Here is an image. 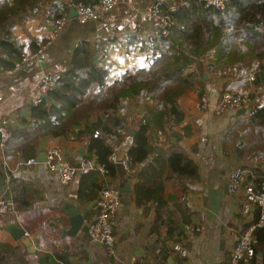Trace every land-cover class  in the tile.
<instances>
[{
  "label": "crops",
  "instance_id": "obj_1",
  "mask_svg": "<svg viewBox=\"0 0 264 264\" xmlns=\"http://www.w3.org/2000/svg\"><path fill=\"white\" fill-rule=\"evenodd\" d=\"M157 1L126 0L83 23L73 18L53 38V29L44 12L16 22L12 33L23 64L13 75L0 73V120L8 121L7 129L21 126L22 120L30 119L29 104L44 96L38 89L42 73H63L69 66L74 48L82 40L91 44V59L107 71L109 81L144 66L149 55L144 48L149 47L157 23L150 9ZM2 45L0 71L13 63L12 57L17 53L14 44ZM209 61L206 57L204 65ZM257 63L258 60L245 49L235 53L232 62H220L212 72H205L201 100L205 99L208 104L200 102L195 90L180 95L177 103L184 113L182 123L172 126L160 140L150 133L153 151L146 161L129 170L116 164L112 177L94 166L93 154L92 159L86 158L85 142L72 140L70 135L41 138L33 157L37 159L52 147L60 148L68 164L75 169L74 178L67 183L61 182L59 174L51 171L44 162L35 160L32 164H22L15 154L4 153V144L0 146V163L6 170L4 180L23 184L30 202L25 211L18 213L13 206L9 212L0 215V264H20L19 256L14 252L23 254V251L26 252L25 264H132L136 260L146 264H227L235 236L253 223L254 210L250 205L246 212L242 211L244 185L232 187L230 175L240 167L250 170L256 166L264 167V126L251 115L254 106L264 105V85L254 88L251 82ZM226 88L249 93L250 105L244 107L243 112L228 108L220 114L215 113L220 92ZM144 110L143 100L130 99L122 112L131 117L141 115ZM183 126L191 128V133L179 138ZM134 132V126L129 125L122 140L113 143L117 158L127 152ZM176 139L178 146L198 166L199 178L181 194L182 183L177 179L165 180L163 174L161 194L167 199L164 213L176 217L185 237L175 243L162 226V242L158 244L153 229L157 203L150 200L136 205L134 186L139 170L147 161L163 152L165 146L173 147ZM126 183L130 184L129 190L120 191L121 206L113 216L117 258H110L101 244L92 242L88 232L63 234L62 230L69 228L62 208L64 202L73 199L88 224L94 216L93 202L100 189L110 185L119 190ZM80 184L84 186V201L77 198ZM6 187L8 185L4 187L3 179H0V195ZM6 195L11 199L10 189ZM182 209L189 213V224L184 225L178 219ZM11 223L24 230L31 240L32 250L22 238L14 239L6 230ZM165 236L167 240H164ZM169 242L175 244L174 248ZM165 255L167 257L163 259ZM259 258L258 255L253 264H261ZM239 264H250L249 259Z\"/></svg>",
  "mask_w": 264,
  "mask_h": 264
},
{
  "label": "trees",
  "instance_id": "obj_2",
  "mask_svg": "<svg viewBox=\"0 0 264 264\" xmlns=\"http://www.w3.org/2000/svg\"><path fill=\"white\" fill-rule=\"evenodd\" d=\"M101 1L0 0V53L4 51L3 43L16 44L11 32L16 18L26 20L43 8L47 11L46 18L55 24L68 14L71 6L78 8ZM161 7L170 8L171 24L165 34H155L149 47L144 48L149 51L144 66L109 81L107 71L91 59V44L80 41L71 54L68 68L56 81L55 89L47 93L48 98L41 97L30 103V119L8 129L4 153L15 154L25 164L36 156L41 138L70 135L72 140L85 142L86 158L92 159L93 154L94 166H103L107 176L112 177L117 166L110 159L114 153L113 143L122 140L129 125L134 126L135 132L126 154L129 169H134L153 151L150 133L160 140L172 126L182 123L184 113L177 103L178 97L189 90H195L198 97H202L204 73L212 72L220 62H232L238 51L246 49L258 60L251 82L254 88L264 85V0H224L223 8L205 6L200 0H167ZM15 48L13 62H19L22 55L18 46ZM206 57L210 61L204 65ZM130 99L144 101L145 110L141 115L127 117V113L122 112ZM251 115L264 126V105L256 107ZM181 131L179 138L188 136L191 128L183 126ZM178 139L173 147L165 146L163 152L147 161L139 170L134 186L136 205L150 200L157 203L153 229L158 244L162 242V226L175 243L185 237L176 217L164 213L167 199L161 194L163 174L165 180L177 179L182 183L181 194L199 178L198 166L178 146ZM250 171L248 180L258 192L264 181V167L256 166ZM5 175L6 170L0 163V179L3 186L8 185L10 189L14 208L18 213L25 211L30 205L28 191L16 180H4ZM85 197L84 186L80 184L77 198L84 201ZM93 212L95 214L94 209ZM259 217V209L254 206L252 224ZM178 219L184 225L189 224V213L182 209ZM252 234L254 256L249 263L253 264L261 254L259 259L264 264V220ZM14 254L19 256L20 264L26 263L25 251Z\"/></svg>",
  "mask_w": 264,
  "mask_h": 264
},
{
  "label": "built area",
  "instance_id": "obj_3",
  "mask_svg": "<svg viewBox=\"0 0 264 264\" xmlns=\"http://www.w3.org/2000/svg\"><path fill=\"white\" fill-rule=\"evenodd\" d=\"M126 0H102L99 3L80 6L76 8V15L74 18L83 23L96 17L100 12L106 11L116 4L123 3ZM205 6H214L217 8H223L224 0H200ZM162 0L153 4L150 9V13L157 19V23L154 27L155 34H165L168 31V27L171 24V19L168 14L170 8L163 9L161 7ZM69 22L67 17H64V23H58V31L61 32ZM64 27V28H63ZM97 38V37H95ZM23 64V58L19 62H14L13 67L7 71V74H14ZM61 77V73L57 71H44L39 83V91L41 94L46 95L48 92L55 88L56 81ZM202 103H205V99H202ZM251 98L249 93H238L230 88H226L220 92L219 99L215 105V113L220 114L225 109H241L249 106ZM255 110V106L251 109ZM6 119L0 120V146H3L6 138L8 137V129L6 127ZM45 164L51 171H55L59 174L60 180L63 183L71 181L75 176V169L68 164L65 159L63 151L58 147H52L45 152ZM110 159L121 165L125 170H129V160L126 153L121 158H117L113 153ZM35 158H30L27 164L35 163ZM98 170L105 173L106 170L103 166H99ZM250 169H236L230 175V184L232 187L236 185H244V204L242 205V211L246 212L250 205L256 206L259 209V220L250 225L244 232L235 236V245L230 254V260L227 264H239L244 259H251L254 256L253 250V230L255 227L262 226L264 220V181L262 183L260 191L256 192L253 188L252 181L246 180L250 176ZM8 187L0 195V215H4L13 208L10 197H8ZM121 206L120 191L110 185L102 187L98 193L97 198L93 202V209L95 214L92 220L89 222L88 234L90 240L95 243L101 244L110 258H117V248L113 233V216ZM15 213V212H14ZM25 235H27L25 233ZM132 264H146L142 260H136ZM223 264V263H221Z\"/></svg>",
  "mask_w": 264,
  "mask_h": 264
},
{
  "label": "water",
  "instance_id": "obj_4",
  "mask_svg": "<svg viewBox=\"0 0 264 264\" xmlns=\"http://www.w3.org/2000/svg\"><path fill=\"white\" fill-rule=\"evenodd\" d=\"M164 3L167 2V0H162ZM76 15V8L71 6L68 10V18H73ZM205 76H203L204 78ZM57 92H59V89H56ZM44 99H47L48 96L44 95L43 96ZM241 112L244 111L243 108L240 109ZM46 156L45 153H41L40 156L37 157L36 161L37 162H45ZM129 183H126L125 186H123L122 188H119V191H128L129 190ZM62 208L65 211V215L69 221V228L68 229H63L62 232L63 234H67V235H76L78 232L79 233H84V232H88L89 229V223L85 224V219L84 216L81 212V210L75 205L74 200L73 199H69L66 202H64V204L62 205ZM6 230H8L9 232L12 233L14 239H23V242L26 244V246H28L29 250H32V244H31V240H29V238L25 235V232L23 229L17 227L16 225H14L13 223L8 224L6 226ZM164 240H167V237H164ZM169 245L174 248L175 244L174 243H170ZM259 256H261V254H259Z\"/></svg>",
  "mask_w": 264,
  "mask_h": 264
},
{
  "label": "rangeland",
  "instance_id": "obj_5",
  "mask_svg": "<svg viewBox=\"0 0 264 264\" xmlns=\"http://www.w3.org/2000/svg\"><path fill=\"white\" fill-rule=\"evenodd\" d=\"M63 3H67V2H64V1H62ZM42 12H44V14H45V18H46V10L45 9H43L42 8V10H40L39 12H36L35 14H38V13H42ZM64 17H67L68 18V16L66 15V16H63L62 18H60L59 20H57V22L55 23V24H52V22L51 21H49L47 18H46V20H47V23L52 27V29H53V33H52V36H51V38H53V37H56V35L59 33V31H58V23L59 22H63L64 23ZM74 18V17H73ZM73 18H68L69 19V22H70V20L71 19H73ZM24 18H22V17H18V18H16L15 19V21L16 22H18V21H25V20H23ZM75 19V18H74ZM15 22V23H16ZM68 24V23H67ZM14 26V25H13ZM13 26H12V28H13ZM12 28H11V32H12ZM64 28V27H63ZM66 28V27H65ZM64 28V29H65ZM63 29V30H64ZM62 30V31H63ZM13 34V33H12ZM13 64H14V62L12 63V66L9 64L8 66H6L4 69H2V71H0V73H2V74H5V75H9V74H7V71L8 70H10L12 67H13ZM61 73V72H60ZM13 75V74H12ZM61 76H62V73H61ZM55 89V88H54ZM53 89V90H54ZM49 93V92H48ZM47 95V94H46ZM199 100H200V102H202V100H201V97L199 98ZM203 105H207L208 103H207V101L205 100V103H202ZM234 171V170H233ZM246 180L248 181V179H247V177H246ZM251 181V180H250Z\"/></svg>",
  "mask_w": 264,
  "mask_h": 264
}]
</instances>
